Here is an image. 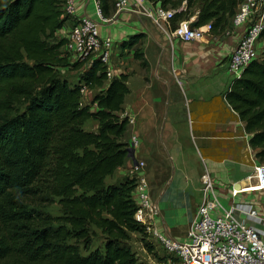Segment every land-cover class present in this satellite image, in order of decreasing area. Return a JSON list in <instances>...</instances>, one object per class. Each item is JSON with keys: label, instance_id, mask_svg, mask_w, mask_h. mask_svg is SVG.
Returning a JSON list of instances; mask_svg holds the SVG:
<instances>
[{"label": "trees", "instance_id": "1", "mask_svg": "<svg viewBox=\"0 0 264 264\" xmlns=\"http://www.w3.org/2000/svg\"><path fill=\"white\" fill-rule=\"evenodd\" d=\"M103 14L114 0H98ZM175 14L173 27L197 11L196 25L222 33L244 0H151ZM63 0H0V264H142L133 235L150 253L136 222V180L106 183L124 165L127 77L110 80L98 60L70 63L56 33ZM264 37V30L261 34ZM142 36L124 45L134 46ZM134 58L146 68L142 53ZM62 69L80 71L75 82ZM93 91L85 104L81 90ZM224 99L264 164V50L234 78ZM96 111L92 112V106ZM88 121L95 132L87 131ZM58 200L61 215L45 209ZM101 239L99 247L94 239Z\"/></svg>", "mask_w": 264, "mask_h": 264}, {"label": "crops", "instance_id": "2", "mask_svg": "<svg viewBox=\"0 0 264 264\" xmlns=\"http://www.w3.org/2000/svg\"><path fill=\"white\" fill-rule=\"evenodd\" d=\"M76 5V17L94 18L93 0H76ZM104 15L112 22L100 25V37L109 38L114 44V78L127 77L129 95L125 97L122 116L134 121L128 124L122 139L128 145L127 158L111 177L113 181L129 177L135 163L144 162L141 173L147 179L150 195L161 212L159 201L170 186L171 173L165 191L162 189L158 193V181L166 180V164L170 163L172 167L168 153L183 150L189 152L185 155L192 159L200 157L209 172L217 176L222 173L221 179L231 185L245 183L257 160L248 145L249 136L244 132L243 124L224 99L232 81L227 71L228 58L245 27L226 28L219 35H209L204 42L181 43L171 37L164 24L155 26L139 13L127 10L116 13L114 4H110ZM196 15L197 11L174 27L182 22L189 25L196 22ZM74 20L75 17L67 18L63 28L56 33L58 39L65 38ZM137 36L142 38L134 46L124 45L129 38ZM260 48L262 52L264 48ZM136 49L142 53L146 68H141L140 61L134 59ZM118 50L127 56L123 58ZM91 62L83 64L82 68ZM64 71L66 69L61 70ZM93 94L88 90L83 99L85 104H91ZM96 110L93 105L91 111ZM88 124H91L89 129L86 128ZM84 128L95 132L97 124L88 121ZM133 137L137 138L135 147L131 145ZM157 193L159 198H153L152 194ZM154 227L174 237L162 212ZM133 238L137 236L133 235ZM151 248L153 250L148 253L140 241L133 248L140 263L173 264L152 243Z\"/></svg>", "mask_w": 264, "mask_h": 264}, {"label": "built area", "instance_id": "3", "mask_svg": "<svg viewBox=\"0 0 264 264\" xmlns=\"http://www.w3.org/2000/svg\"><path fill=\"white\" fill-rule=\"evenodd\" d=\"M94 2V18L77 16L76 0H63L62 11L65 16L74 18L71 29L66 33L62 52L70 63L84 64L98 60L106 68L108 80L114 78L112 56L114 44L109 38L100 37V25L112 22L107 19L98 0ZM185 2L181 8L163 9L151 0H116V13L124 10L139 13L147 17L155 26L164 24L171 37L181 43L204 42L212 34L211 23L190 28L189 23L182 22L172 27L175 14L185 10ZM234 28L245 31L229 55L227 70L234 78H239L243 70L257 60L256 47L264 30V0H244L238 5L231 19ZM72 61V62H71ZM88 90L83 88L84 97ZM133 124L132 119H128ZM131 145H137L133 137ZM144 162H136L129 175L135 179L133 198L137 205L136 222L140 223L147 234V241L154 244L168 257L173 264H264V239L250 225L257 218L256 211L247 204L236 203L239 196L247 190L239 184L230 188L227 198L229 207L224 208L213 190L208 174L201 176L203 197L194 214L185 238L178 239L167 233L158 231L154 222L161 212L150 195L149 183L141 173ZM252 192L264 193V164L253 168Z\"/></svg>", "mask_w": 264, "mask_h": 264}, {"label": "rangeland", "instance_id": "4", "mask_svg": "<svg viewBox=\"0 0 264 264\" xmlns=\"http://www.w3.org/2000/svg\"><path fill=\"white\" fill-rule=\"evenodd\" d=\"M114 2L115 0L110 4H114ZM194 12L195 10H191L189 13L190 15H192ZM231 28H233V25H232V21L230 20L227 29L230 30ZM257 44L258 45L256 47V56L257 58H260L261 55L260 47L264 48V37H261L257 42ZM118 53L123 58L127 56V54L125 55L122 50ZM82 69L78 71H71L68 69L67 71L62 72L64 74L63 77L68 78V80L71 83H73L76 81ZM230 78L233 79L231 75ZM86 128L87 129L91 128V124H88ZM181 151L179 150L178 153H176L175 150L174 151L172 150L171 153L167 152L168 156L171 158L172 167L169 162H168L169 164H166L167 170H165L164 172V177L166 176L165 177L166 180L165 182L161 180L158 181V187H160L158 193L162 191V189L163 191H165L171 173L170 186L167 189L166 195L162 199H160L159 206L162 212V216L164 218V222L169 227L171 234L174 237L185 238L189 226L193 220L197 206L200 204L203 197L202 183L199 180L201 176L204 174L209 175L213 186V190L217 195V197L220 199V203L224 208L229 207L227 198L230 197L229 196L230 188L232 185L231 183L226 182L224 179H221L223 178L221 176L222 173H219V175L217 176L216 174L209 172L207 169V165L202 162V159L200 157L196 159H192L189 157V155L187 156L185 155V152L186 153L189 152L183 150ZM256 164H261V163L257 161ZM220 166L222 167L223 165ZM113 180H114L113 178H108L106 180V183L109 184ZM241 185L248 192H246V194L242 196H239L236 200V203L247 204L256 211L257 218H254L251 221L250 225L253 227V229L259 232L264 239V193L252 192L253 190L246 189V187L253 186L252 175L249 178H247V181H245V183L242 182ZM158 193L156 195L152 194L153 198L158 199L159 198ZM57 202L58 200H54V203L45 209V211L48 214H50L52 217H58L61 215L60 207L58 206ZM136 236L137 238H133L132 240V248L137 247V243H139V241L141 243L139 236L138 235ZM101 243H102L101 239L96 237L93 241V246L95 248L99 247ZM151 249L153 250V248ZM158 251L159 253L161 252L160 250Z\"/></svg>", "mask_w": 264, "mask_h": 264}, {"label": "water", "instance_id": "5", "mask_svg": "<svg viewBox=\"0 0 264 264\" xmlns=\"http://www.w3.org/2000/svg\"><path fill=\"white\" fill-rule=\"evenodd\" d=\"M189 26H190V28H194V27H196L197 25H196V22H193V23H191ZM234 187H235V189H239V185H238V184H236Z\"/></svg>", "mask_w": 264, "mask_h": 264}, {"label": "bare ground", "instance_id": "6", "mask_svg": "<svg viewBox=\"0 0 264 264\" xmlns=\"http://www.w3.org/2000/svg\"><path fill=\"white\" fill-rule=\"evenodd\" d=\"M248 192V191H247Z\"/></svg>", "mask_w": 264, "mask_h": 264}]
</instances>
